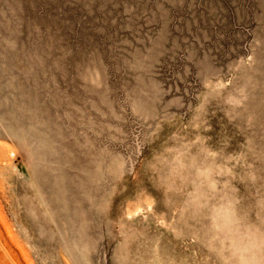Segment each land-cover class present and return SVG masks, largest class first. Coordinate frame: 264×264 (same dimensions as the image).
I'll return each instance as SVG.
<instances>
[{
  "label": "rangeland",
  "instance_id": "rangeland-1",
  "mask_svg": "<svg viewBox=\"0 0 264 264\" xmlns=\"http://www.w3.org/2000/svg\"><path fill=\"white\" fill-rule=\"evenodd\" d=\"M0 264H264V0H0Z\"/></svg>",
  "mask_w": 264,
  "mask_h": 264
}]
</instances>
